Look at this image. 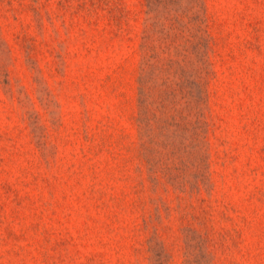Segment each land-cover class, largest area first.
<instances>
[{"label":"rangeland","instance_id":"374dc122","mask_svg":"<svg viewBox=\"0 0 264 264\" xmlns=\"http://www.w3.org/2000/svg\"><path fill=\"white\" fill-rule=\"evenodd\" d=\"M0 264H264V0H0Z\"/></svg>","mask_w":264,"mask_h":264}]
</instances>
